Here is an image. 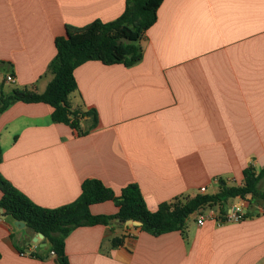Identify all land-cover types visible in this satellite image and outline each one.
I'll list each match as a JSON object with an SVG mask.
<instances>
[{
  "label": "crops",
  "instance_id": "1",
  "mask_svg": "<svg viewBox=\"0 0 264 264\" xmlns=\"http://www.w3.org/2000/svg\"><path fill=\"white\" fill-rule=\"evenodd\" d=\"M125 1L0 0V89L43 92L65 25L112 21ZM138 44L134 66L88 61L75 69L71 110L97 118L86 134L53 122L43 103L16 102L0 114V174L35 205H68L84 180L97 179L117 196L136 184L155 211L241 185L246 168L264 167V0H163ZM90 125L89 116L79 119L81 130ZM259 192L227 201V211L244 202L239 222L199 226L197 212L182 232L158 236L117 221L74 228L64 239L68 264H264V180ZM89 209L116 212L112 202ZM36 236L0 211V264H57ZM113 238L122 242L112 246Z\"/></svg>",
  "mask_w": 264,
  "mask_h": 264
},
{
  "label": "trees",
  "instance_id": "2",
  "mask_svg": "<svg viewBox=\"0 0 264 264\" xmlns=\"http://www.w3.org/2000/svg\"><path fill=\"white\" fill-rule=\"evenodd\" d=\"M163 0H126L123 12L114 20L102 22L93 20L82 26L65 25V33L55 38L56 54L48 65L52 79L41 93L28 88H13L9 92L0 89V114L16 102L26 104L43 103L52 108L51 119L55 123L69 126L79 135L86 134L97 124L94 110L79 112L71 110L68 96L77 90L75 69L88 61H98L104 65H136L142 59L138 44L157 20V11ZM89 116L91 125L81 130L79 119ZM2 151L0 147V160ZM264 180V167L256 172L251 166L243 171L242 184L220 186L215 194H198L194 197L175 198L171 202L160 203L155 211H150L136 184H128L117 196L97 179H86L81 184L79 197L72 203L46 209L32 203L15 189L0 174V209L14 221H20L37 234H42L53 252L57 264H68L64 239L74 228L104 225L115 221L124 225L128 220L139 222L140 231L152 236L183 231L187 218L205 208H217L223 216L227 211V201L246 195L262 198L259 185ZM112 202L116 212L112 215H93L90 206ZM247 215V214H246ZM246 217V216H245ZM122 238H113L112 246H118Z\"/></svg>",
  "mask_w": 264,
  "mask_h": 264
},
{
  "label": "built area",
  "instance_id": "3",
  "mask_svg": "<svg viewBox=\"0 0 264 264\" xmlns=\"http://www.w3.org/2000/svg\"><path fill=\"white\" fill-rule=\"evenodd\" d=\"M7 82H13L12 76L8 75L5 77ZM205 188H201L200 192H204ZM242 200V199H241ZM234 204L223 216L219 215L217 211L209 209L207 211H199L196 219V224L201 226L208 220H213L217 225H221L225 222H239L243 220L247 214L246 206L243 201ZM260 212L264 214V206L261 207ZM52 255L53 252H51Z\"/></svg>",
  "mask_w": 264,
  "mask_h": 264
},
{
  "label": "water",
  "instance_id": "4",
  "mask_svg": "<svg viewBox=\"0 0 264 264\" xmlns=\"http://www.w3.org/2000/svg\"><path fill=\"white\" fill-rule=\"evenodd\" d=\"M2 211V210H0ZM118 222V221H117ZM15 225L18 226V227H24L25 224L23 222H20V221H15ZM124 225L126 227H132V226H140L141 224L139 222H136V221H132V220H128L124 223ZM42 239L43 238V235L42 234H37V236L34 238V241H37L38 239Z\"/></svg>",
  "mask_w": 264,
  "mask_h": 264
},
{
  "label": "rangeland",
  "instance_id": "5",
  "mask_svg": "<svg viewBox=\"0 0 264 264\" xmlns=\"http://www.w3.org/2000/svg\"><path fill=\"white\" fill-rule=\"evenodd\" d=\"M4 73H3V70L1 71V73H0V83H1V76L3 75ZM4 88L6 89V90H10V89H13V88H16V87H14V86H12V85H10V84H4ZM212 191V190H211ZM233 202H235L234 200H230V202L229 203H233ZM210 209H212V208H210ZM207 210H209L208 208H205V211H207ZM212 210H214V209H212ZM216 211V210H215ZM188 222H192L193 221V216H190L189 218H188V220H187ZM122 226H124V225H122Z\"/></svg>",
  "mask_w": 264,
  "mask_h": 264
}]
</instances>
